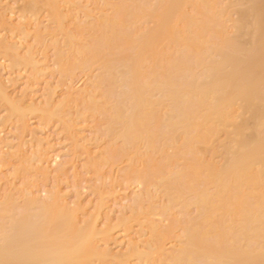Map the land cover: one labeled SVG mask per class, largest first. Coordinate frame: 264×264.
<instances>
[{
  "label": "bare ground",
  "instance_id": "bare-ground-1",
  "mask_svg": "<svg viewBox=\"0 0 264 264\" xmlns=\"http://www.w3.org/2000/svg\"><path fill=\"white\" fill-rule=\"evenodd\" d=\"M23 2L30 15L21 14L13 23L10 7L0 1L1 24L24 39L2 36L0 57H8L12 66L27 69L29 75L40 74V60L29 41L31 32L40 34L36 16L46 8L74 56L64 59L59 53L61 72L90 70L98 62L106 71L98 84L83 87L76 100L85 99L90 110H99L97 92L104 88L99 95L105 102L114 98L117 73L123 89L116 95L118 106L108 124L109 131L117 129L113 135L128 152L113 147L108 156L113 162L126 157L130 165L140 164L127 181L142 186L144 197L133 194L130 214L114 225L109 215L110 200L117 199L113 186L109 201L103 196L83 226L87 210L79 202L70 208L61 189L60 194L46 191L50 199L41 202L28 188L25 207L18 210L10 191L0 201V264H93L106 259L130 264L131 259L153 261L155 256L168 258L166 264H264V0H103L88 47L79 36L91 28L75 30L63 22L68 21L70 6L79 1ZM91 13L83 16L90 18ZM143 23L146 26L140 27ZM3 83L0 79V103L21 126H27V111L38 112L44 120H62L73 144L79 143L76 119L64 118L69 117L63 112L66 102L56 103L53 90L35 106L32 95H27L29 100L25 93L13 99ZM72 88L65 101L73 98ZM18 144L17 155H1L8 145L0 149V168L15 156L21 171L34 166V172L47 174L58 161L59 156L42 144H36L38 149L31 145L33 157L32 152L26 154L24 142ZM85 150L88 164L96 170L102 153ZM108 159L103 156V164ZM65 164H58L61 169L56 171H65ZM153 189L169 197L171 206L162 211L177 206L182 216L192 208L195 216L183 222L177 217L156 230L150 224ZM134 223L142 229L148 226L154 244L132 235ZM179 227L181 235L175 233ZM111 242L125 244V250L113 254Z\"/></svg>",
  "mask_w": 264,
  "mask_h": 264
},
{
  "label": "rangeland",
  "instance_id": "rangeland-1",
  "mask_svg": "<svg viewBox=\"0 0 264 264\" xmlns=\"http://www.w3.org/2000/svg\"><path fill=\"white\" fill-rule=\"evenodd\" d=\"M1 6L3 7H10L8 11L11 12V18L14 21L20 16L21 14H27L30 15L26 10H24V2L23 0H0ZM75 1V0H74ZM79 2L84 1V3L78 2L74 5H71L70 12H69V6L68 12L69 19L66 21V18L63 20L65 22V26L67 27H83L84 29H89L88 31H84L79 38L82 40V45L85 47H88V45L91 43L93 36L92 27L93 25H96L97 18L99 17L97 14L101 10L100 6H103V0H76ZM231 2H237V0H230ZM86 3V4H85ZM83 4V5H82ZM88 4V5H87ZM102 4V5H101ZM86 5L89 8L80 7ZM80 7V8H79ZM98 7V8H97ZM108 9L107 14H110L111 11L109 6H106ZM76 8V9H74ZM78 8V9H77ZM82 8V9H81ZM12 9V10H11ZM74 9V10H72ZM85 9V11H84ZM89 9V10H88ZM100 9V10H97ZM65 10V8H64ZM63 10V11H64ZM79 10V12L77 11ZM103 10V7H102ZM105 10V7H104ZM66 11V10H65ZM64 11V12H65ZM90 11V18H87L86 14ZM98 11V13H97ZM79 13V14H78ZM85 17L83 16L84 14ZM106 14V15H107ZM100 15V14H99ZM49 12L45 9H42L36 17H38V24L40 27V34L31 32L30 34V41L29 44L35 47V51L37 54V58L40 60V74L33 75L30 74L25 70L23 67H15L10 64V61L7 58L0 57V79L5 85V88L8 92V94L13 97V99H18L16 96H21V94L25 96L26 100H29V96L32 95L34 99V105L39 103L38 106H40V102L45 100L47 96V92H51L53 90V96L56 103H60L61 101L66 102V107L64 109V114L69 115L65 116L64 118H72L76 119V123L78 126H76L75 131L77 130L79 133L77 135V138L79 139V143L77 145L73 144V140L70 138L68 131L66 127L64 126L62 120L58 119H49L44 120L41 117V114L38 112L30 113L29 111L26 112L25 116V125L27 126L24 128L20 120H17V117L14 115H11L7 108L0 103V149L4 147V145H8L9 147L4 148L5 154H12L16 153V149H18L17 144L21 141L24 142V148H26V154L29 153L30 156L33 157V151L31 150L33 144L37 146L38 143L39 147L40 145H44V142H46L44 145L45 149L49 148L48 151L50 153L53 152L52 156H59L56 159L54 163H52V167L50 166L47 174H42L41 172L35 170L34 166L33 169L23 170L21 171V165L18 163L17 159H15V156H13V162L12 160H8L9 164L4 165L0 168V201H4L6 199L7 193L11 191V195L13 196L12 203L17 210L19 208L25 207V195L28 190H31L34 192V196L40 200L41 202L45 200H49V196L47 193L51 194L55 189L56 191H59L61 189V193L59 191L60 195L62 196L63 201L67 200L66 204L68 203L70 208L77 207L78 202L83 205L84 209L87 210V213L84 217L81 219V225H85V221H89L91 215L95 214V207L96 204L105 197V202L109 201L111 196L109 192L112 187L114 186L116 188V198L114 201L110 200L111 208L109 211L110 218L112 219L113 224H117L120 218H122L123 215L128 216L130 214V205L132 203V199L134 198L133 194H140V197H144V191L143 188L135 186V184L131 181H127V176H130L134 174V172L141 169V166L138 162L134 163L133 165H130L129 162L126 160V157H118L114 162L109 157V150L115 148H124L125 152H128L127 147L123 145V142L120 139L115 138L113 135L116 132L109 131V124L108 120L110 119V116L113 113V109L117 108L118 102L117 97L121 90L123 89L122 84L120 82V78H118L117 73L114 74L116 78V93L114 94V98L111 97L108 99L107 102L101 97L105 90L102 88L98 94V100L96 99L99 106V110H90L88 107V103L85 99L76 100V95L79 93L82 89L87 87L89 83L95 84V81L97 83V80L100 78L102 79L105 76V72L103 71V68L100 66V62L93 65L90 70L89 69H82V68H75L69 70L67 73L61 72L62 66L60 62L58 63L59 59L58 56L59 53H61L64 59H66L68 56H72L73 53L71 52L70 45L66 43V40L63 38V33H59V31L56 28V25L51 20L52 18L49 17ZM74 16V17H73ZM97 16V17H96ZM102 16V15H100ZM74 20H72V18ZM94 17V18H92ZM35 19V18H33ZM49 20V21H48ZM70 20V21H69ZM72 20V21H71ZM36 21V22H37ZM73 21L76 23L74 25ZM96 22V23H95ZM16 23V22H15ZM37 24V23H36ZM146 23L140 24V27H145ZM150 26V24H149ZM7 28V29H6ZM85 29V30H86ZM47 30V31H45ZM76 30V28H75ZM50 31V32H49ZM52 32V33H51ZM54 32V34H53ZM92 32V33H91ZM63 35V36H62ZM3 36L11 39L10 41H20L23 42V36L18 33H11L9 31V28L1 24L0 22V38ZM12 37V38H10ZM79 40V41H81ZM78 41V42H79ZM76 42V43H78ZM84 43V44H83ZM74 58V56H72ZM58 60V61H57ZM102 65V64H101ZM9 66V67H8ZM4 70H3V69ZM105 70V69H104ZM100 81V80H99ZM98 84V83H97ZM103 86V85H102ZM69 87H73L74 96L70 101H65L66 98V92L69 90ZM84 87V88H83ZM105 87V85L103 86ZM102 91V92H101ZM103 96V95H102ZM22 97V96H21ZM31 97V96H30ZM101 97V98H100ZM31 98L30 100L33 101ZM60 100V101H59ZM32 101L30 103H32ZM27 102V103H29ZM29 103V104H30ZM55 103V104H56ZM40 114V115H39ZM22 127V128H21ZM25 130H24V129ZM27 128V129H26ZM22 138V139H20ZM46 138V140H45ZM42 140L41 142H37L38 140ZM44 139V142H43ZM19 140H21L19 142ZM81 142V143H80ZM95 142H97L99 145H95ZM82 147H78L81 146ZM11 145V146H10ZM19 145V144H18ZM32 145V146H31ZM26 146V147H25ZM33 146V148L35 147ZM77 146V148H76ZM91 148L92 151H95V155H98L100 152L102 153L101 157L98 158L97 164L101 162L102 165L96 166L93 169L87 162L89 159L86 158V148ZM100 146V150H99ZM23 148V149H24ZM38 149V146L36 147ZM35 148V149H36ZM82 148H84L82 150ZM95 149V150H93ZM33 150V149H32ZM85 150V151H84ZM99 150V151H98ZM91 151V153H92ZM108 151V152H107ZM171 152V150H169ZM86 152V153H85ZM97 152V154H96ZM107 152V154H106ZM109 154V156H108ZM94 155V154H92ZM27 156V155H26ZM103 156H107L109 159L107 162L103 164ZM1 157V156H0ZM28 157V156H27ZM87 157L88 154H87ZM29 159V157H28ZM17 161L16 163L14 162ZM31 160V161H30ZM33 163L32 158L30 157L28 163ZM66 164H65V163ZM30 163V164H31ZM63 166L65 164V171L61 170L62 172L59 173L56 170L59 166ZM55 165V166H54ZM51 171V172H50ZM61 174V176H60ZM60 177V178H59ZM131 177V176H130ZM59 181V182H58ZM27 182V183H26ZM28 182H30L32 185L29 186ZM26 183V185H25ZM59 185H58V184ZM28 185V186H27ZM56 185L59 187L56 188ZM33 186V187H32ZM26 187V188H25ZM40 190V191H39ZM53 190V191H51ZM24 191V192H23ZM46 191H48L46 193ZM55 191V192H56ZM37 192V193H36ZM24 193V194H23ZM39 193V195H37ZM46 193V194H45ZM54 193V192H53ZM36 194V195H35ZM154 194V205L152 206L154 210V216H152V219L150 220V224L152 223V226H154L157 230L162 229L166 225L169 224L171 221H176L177 217L183 222L186 218H193L195 216V210L190 208L187 212V214L178 216L177 215V206L171 207L170 212H164L162 211L163 207H169L171 206L169 203L168 198L166 195L161 192L159 189H153ZM24 195V196H22ZM10 196V194H8ZM48 196V197H47ZM118 196V197H117ZM65 197V198H64ZM46 198V199H45ZM113 203V205H112ZM116 204V205H115ZM75 206V207H74ZM145 208L148 207L147 203L144 204ZM113 207V208H112ZM114 209V210H113ZM37 210L34 209L31 213H35ZM18 213V211H15ZM103 217L99 218V222H101V228L104 227V221ZM3 220L2 222H5ZM121 230L120 227L116 228L114 230L115 234H118ZM175 233L182 234V229L176 228ZM153 234V233H152ZM150 233V229L148 226H145L143 229L136 223L133 225L132 229V235L137 238L139 241L144 243L145 241H149L150 243L154 244V237ZM170 240H167L165 242L166 247H168ZM118 245V246H117ZM144 245V244H143ZM123 246V247H122ZM125 244H115L111 242L109 244V249L112 250L113 254H119L122 253L125 248ZM120 251L119 252V250ZM168 261V258L166 257H158L155 256L153 261H138L137 259H131L130 264H166ZM93 264H121L119 261L114 260H101L96 261Z\"/></svg>",
  "mask_w": 264,
  "mask_h": 264
}]
</instances>
